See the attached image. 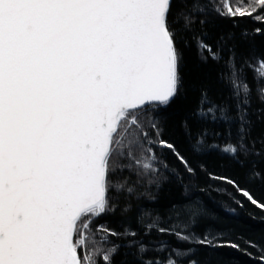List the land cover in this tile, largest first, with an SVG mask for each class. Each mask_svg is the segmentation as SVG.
<instances>
[{"label":"snow or ice","instance_id":"obj_1","mask_svg":"<svg viewBox=\"0 0 264 264\" xmlns=\"http://www.w3.org/2000/svg\"><path fill=\"white\" fill-rule=\"evenodd\" d=\"M176 3L184 7L174 11ZM221 4V15L264 24V0ZM192 8L202 10L197 0H0V264H97L100 245L120 235L97 228L115 210L110 193L124 187L112 173L117 160L139 163L132 126L179 95L178 41L191 29ZM197 47L218 59L206 39ZM233 115L232 105L201 88L194 116L205 127L192 150L211 146L208 126ZM161 144L192 171L175 145ZM118 249L113 243L103 252L105 264H114Z\"/></svg>","mask_w":264,"mask_h":264},{"label":"trees","instance_id":"obj_2","mask_svg":"<svg viewBox=\"0 0 264 264\" xmlns=\"http://www.w3.org/2000/svg\"><path fill=\"white\" fill-rule=\"evenodd\" d=\"M214 1L197 0L202 10L192 8L191 29L178 41L179 95L167 107L152 105L132 126L142 145L133 152L139 163L129 168L121 167L129 160L116 161L112 182L124 187L110 193L115 210L97 228L103 225L120 235L100 245L97 264H105L103 252L113 243L119 246L114 264H264V208L241 192L264 204V77L257 70L264 64V24L252 17L221 15L223 9ZM183 7L176 3L174 11ZM177 19L183 22V17ZM198 39H206L218 59L199 51ZM201 88L212 100L232 105L234 115L209 125L215 132L211 146L194 152L192 137L205 127L194 116ZM161 141L175 145L192 171ZM225 147L228 152L222 151ZM145 163L151 167L144 168ZM205 239L211 243H198Z\"/></svg>","mask_w":264,"mask_h":264},{"label":"rangeland","instance_id":"obj_3","mask_svg":"<svg viewBox=\"0 0 264 264\" xmlns=\"http://www.w3.org/2000/svg\"><path fill=\"white\" fill-rule=\"evenodd\" d=\"M217 3H218V5H219V9H223V7H222V4H221V0H215ZM214 1V2H215ZM245 2H247L248 3V0H244ZM232 2L234 3V4H237L238 3V0H232ZM224 10V9H223ZM260 64H259V68L257 69L258 71H259V69H260ZM95 259V258H94Z\"/></svg>","mask_w":264,"mask_h":264}]
</instances>
